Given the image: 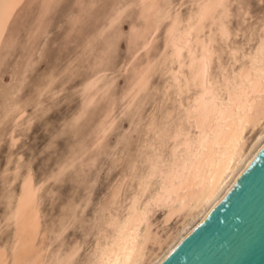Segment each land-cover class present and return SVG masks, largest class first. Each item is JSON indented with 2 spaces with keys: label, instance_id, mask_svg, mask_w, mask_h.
Returning a JSON list of instances; mask_svg holds the SVG:
<instances>
[{
  "label": "rangeland",
  "instance_id": "rangeland-1",
  "mask_svg": "<svg viewBox=\"0 0 264 264\" xmlns=\"http://www.w3.org/2000/svg\"><path fill=\"white\" fill-rule=\"evenodd\" d=\"M262 31L264 0H0V264H96L109 220L193 134L189 59L207 55L222 95ZM167 211L148 214L156 238L180 228Z\"/></svg>",
  "mask_w": 264,
  "mask_h": 264
},
{
  "label": "bare ground",
  "instance_id": "bare-ground-1",
  "mask_svg": "<svg viewBox=\"0 0 264 264\" xmlns=\"http://www.w3.org/2000/svg\"><path fill=\"white\" fill-rule=\"evenodd\" d=\"M202 18L200 14L199 21ZM221 33L225 35L226 30L222 28ZM181 51L182 47L174 44L178 59ZM189 60L190 73L200 86L186 120L192 123L193 134L173 147L172 160L163 164L165 167L154 164L145 180L139 182V192L132 197L126 217L109 220L112 234L104 246H99L101 255L96 264H160L223 198L264 144V43L239 71L223 77L222 95L207 83V55ZM258 127L259 132L248 145L246 133ZM175 134L174 141L181 133ZM156 175L161 182L159 192L139 208L146 180ZM162 205L168 208L165 221L177 215L182 219L180 228L156 238L148 214L153 206ZM152 240L155 248L146 253Z\"/></svg>",
  "mask_w": 264,
  "mask_h": 264
},
{
  "label": "water",
  "instance_id": "water-1",
  "mask_svg": "<svg viewBox=\"0 0 264 264\" xmlns=\"http://www.w3.org/2000/svg\"><path fill=\"white\" fill-rule=\"evenodd\" d=\"M160 264H264V144Z\"/></svg>",
  "mask_w": 264,
  "mask_h": 264
}]
</instances>
